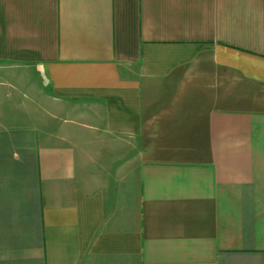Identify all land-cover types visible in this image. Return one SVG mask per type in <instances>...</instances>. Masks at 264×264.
<instances>
[{
    "label": "crops",
    "instance_id": "0c3cea01",
    "mask_svg": "<svg viewBox=\"0 0 264 264\" xmlns=\"http://www.w3.org/2000/svg\"><path fill=\"white\" fill-rule=\"evenodd\" d=\"M0 264H264V0H0Z\"/></svg>",
    "mask_w": 264,
    "mask_h": 264
}]
</instances>
